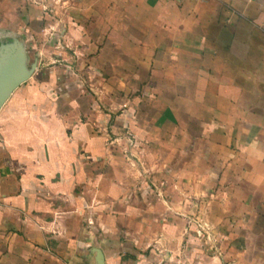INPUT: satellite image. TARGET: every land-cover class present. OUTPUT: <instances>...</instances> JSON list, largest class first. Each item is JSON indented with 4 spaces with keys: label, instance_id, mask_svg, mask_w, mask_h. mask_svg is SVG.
<instances>
[{
    "label": "crops",
    "instance_id": "1",
    "mask_svg": "<svg viewBox=\"0 0 264 264\" xmlns=\"http://www.w3.org/2000/svg\"><path fill=\"white\" fill-rule=\"evenodd\" d=\"M6 63L0 264H264V0H0Z\"/></svg>",
    "mask_w": 264,
    "mask_h": 264
},
{
    "label": "rangeland",
    "instance_id": "2",
    "mask_svg": "<svg viewBox=\"0 0 264 264\" xmlns=\"http://www.w3.org/2000/svg\"><path fill=\"white\" fill-rule=\"evenodd\" d=\"M200 210V209H198ZM206 213V212H205ZM193 215V214H192ZM197 216V215H196ZM194 217V216H193ZM192 222V227L188 232V235L185 240H187L188 245H187V251L189 255V260L194 262L192 264H197V261H207V256L209 257L210 254L208 253L209 249L212 246L216 245H222V246H227L229 242L231 241L232 237H229V233L232 230L233 225L238 223L236 226L240 227V224L242 227H244L243 222H234V221H228V220H216V221H211V220H201L197 216ZM217 231V232H216ZM216 232V233H215ZM220 234V235H219ZM214 235V236H213ZM252 243H256L259 245V243L264 242V237L260 238L257 237L254 241L252 239ZM197 249V251L204 250V254L199 256L197 253H191L195 252L192 251L194 249ZM259 254L257 253L256 256ZM225 256V255H224Z\"/></svg>",
    "mask_w": 264,
    "mask_h": 264
},
{
    "label": "water",
    "instance_id": "3",
    "mask_svg": "<svg viewBox=\"0 0 264 264\" xmlns=\"http://www.w3.org/2000/svg\"><path fill=\"white\" fill-rule=\"evenodd\" d=\"M27 77L16 65L6 63L0 70V106L8 95Z\"/></svg>",
    "mask_w": 264,
    "mask_h": 264
}]
</instances>
